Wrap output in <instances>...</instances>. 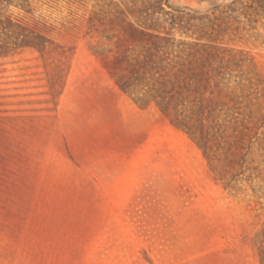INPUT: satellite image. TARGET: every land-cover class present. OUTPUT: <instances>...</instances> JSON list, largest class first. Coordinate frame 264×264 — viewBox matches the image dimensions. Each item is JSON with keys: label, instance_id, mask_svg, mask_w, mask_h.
Instances as JSON below:
<instances>
[{"label": "rangeland", "instance_id": "374dc122", "mask_svg": "<svg viewBox=\"0 0 264 264\" xmlns=\"http://www.w3.org/2000/svg\"><path fill=\"white\" fill-rule=\"evenodd\" d=\"M0 264H264V0H0Z\"/></svg>", "mask_w": 264, "mask_h": 264}, {"label": "trees", "instance_id": "16d2710c", "mask_svg": "<svg viewBox=\"0 0 264 264\" xmlns=\"http://www.w3.org/2000/svg\"><path fill=\"white\" fill-rule=\"evenodd\" d=\"M8 23H13L16 26L20 27L21 25L17 22H12L10 19H6ZM134 34L146 37L142 39H135L137 43L145 44L147 53L144 54L143 58L132 57L128 58L125 54H122L118 59L120 64H124V69L128 70V78L131 77L135 81H139L140 79H144L146 73L150 76V81L147 85L149 88L147 90V94H149L148 101H155L156 105L160 108L161 112H165L170 107H173L174 111L176 110V105L174 103L177 98L176 95H179L181 91L174 90L175 86L179 85V81L181 76L187 71H190L191 75H194L193 70V52H189L186 57L177 56L178 60L176 62H166L167 58L164 57V52L162 51V55H159V52L162 49L160 47L161 41H165V38L159 37L157 35L144 33L142 31H137L133 29ZM41 37V36H40ZM146 39V41L144 40ZM157 40V41H156ZM144 42V43H143ZM41 43V42H40ZM37 43H31V45H36ZM39 45V44H38ZM44 45V44H42ZM181 60H187V67H185V63L181 62ZM127 77V74H122L118 79H116L117 86L123 91L127 92L131 83L124 78ZM180 87V86H178ZM146 96V95H145ZM144 96V97H145ZM140 98H137L138 101ZM141 100H144L141 99ZM178 125H184L183 122L178 121Z\"/></svg>", "mask_w": 264, "mask_h": 264}]
</instances>
